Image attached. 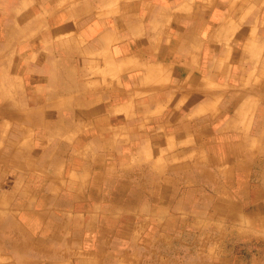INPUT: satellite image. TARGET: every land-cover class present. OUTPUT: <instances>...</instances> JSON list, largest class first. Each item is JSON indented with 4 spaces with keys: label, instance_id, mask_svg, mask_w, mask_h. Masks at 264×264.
I'll use <instances>...</instances> for the list:
<instances>
[{
    "label": "crops",
    "instance_id": "0c3cea01",
    "mask_svg": "<svg viewBox=\"0 0 264 264\" xmlns=\"http://www.w3.org/2000/svg\"><path fill=\"white\" fill-rule=\"evenodd\" d=\"M6 9L0 264H146L124 231L106 234L101 199L116 208L139 180L196 187L167 174L185 166L206 167L216 211L264 236V0H0V26ZM113 159L144 172L118 175ZM77 183L71 242L63 199Z\"/></svg>",
    "mask_w": 264,
    "mask_h": 264
},
{
    "label": "rangeland",
    "instance_id": "374dc122",
    "mask_svg": "<svg viewBox=\"0 0 264 264\" xmlns=\"http://www.w3.org/2000/svg\"><path fill=\"white\" fill-rule=\"evenodd\" d=\"M8 12L9 9H6L5 14L1 13L0 30L7 24L5 20L8 19ZM24 24L30 27V22ZM22 28L26 27L23 25ZM44 28L47 26L41 22L35 30ZM19 36L16 38L18 39ZM15 40L12 38L3 54L8 56L7 53H9L14 56ZM20 40H30V36L22 37ZM0 160H5L3 154L0 155ZM113 160L117 162L113 169L118 175L133 173L138 176L144 172L145 167H127L120 165V159ZM205 168L204 166H185L167 173L169 175L175 173L179 178L195 176L200 180L196 182V187L193 183L182 180L177 183H168L167 188L165 187L166 189L159 193L158 185L160 187L161 183L139 180L135 182L133 188L129 189L130 197L124 196L127 193L126 188L121 189L123 193H119L117 201L119 206L116 208L110 207L109 198L103 197L101 212L95 216L99 218V223H106L108 228L105 231L106 234L120 237L119 231H124L125 236H128L129 246L125 245L121 248H134L135 254L141 257L147 255L146 264H212L213 261L214 264H221L218 259L222 256L229 258V264H264V236L248 233L244 229L245 225L236 220L232 221L230 215L225 216V208L222 206L219 205V210L216 211L218 199L205 196L206 193L217 189L216 185L201 176L205 174ZM248 168L250 172L252 170L251 176L254 177L257 176L261 166L247 167L246 170ZM215 170H217L216 167ZM82 184L77 183L74 188L72 185L69 196L63 199L71 208L64 219V227L69 231L67 238L71 242H74V238L82 236L81 231L77 232L75 229L78 220L84 222V215L74 214L72 209L77 206L80 210L81 205H84L81 204L86 199L81 193L84 188ZM121 184V182H106L110 192ZM233 188L237 186L234 185ZM126 204L130 206L129 210L125 209ZM126 223L132 230L125 229ZM150 242L151 244L148 245ZM163 259L165 260L162 261Z\"/></svg>",
    "mask_w": 264,
    "mask_h": 264
}]
</instances>
